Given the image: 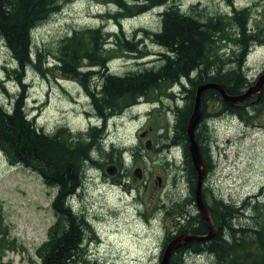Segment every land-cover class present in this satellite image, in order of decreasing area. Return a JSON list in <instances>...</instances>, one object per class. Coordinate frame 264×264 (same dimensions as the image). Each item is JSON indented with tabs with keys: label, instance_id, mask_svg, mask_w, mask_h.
I'll return each mask as SVG.
<instances>
[{
	"label": "rangeland",
	"instance_id": "1",
	"mask_svg": "<svg viewBox=\"0 0 264 264\" xmlns=\"http://www.w3.org/2000/svg\"><path fill=\"white\" fill-rule=\"evenodd\" d=\"M192 6L203 9L207 15L230 14L233 8L249 9L251 16L248 27L254 30L259 23L256 17L262 19L260 12L264 4H261V0H231V5L224 0L180 1L183 12L191 10ZM109 9L113 11L109 12ZM114 11L115 8L108 0H75L64 5L60 12L32 30V52L33 56L37 55V63L27 67L22 75L14 73L16 64L0 37V82L5 90V93L0 90L2 104L9 106L16 95L23 94L30 118L38 128L47 133L66 127L72 134H86L91 130V125H98L100 121L97 119L100 116L89 98L87 83H80L78 79L63 74L55 65L60 43L74 30L89 27L107 31L111 44H115V34L123 33V37L127 36L134 41L140 35L141 48L136 54L126 55L119 49H114L110 43L106 45L109 69L121 75L132 69L139 72L157 66L158 55L162 52L150 37L151 32L159 28L161 10L124 19L121 24L109 19ZM235 27H230L229 34L235 33ZM233 49L235 47L231 42H221L225 58L230 57ZM82 65L86 68L89 66L86 63ZM246 65L250 70L246 69ZM244 67L248 80H252L264 68V43L262 47L255 45L252 48ZM98 69L101 72V68ZM95 82L98 81L93 80L91 83ZM172 88L174 97L178 98L176 96L179 93L181 99L179 87ZM146 103L154 106L150 107ZM176 106L181 108L184 102H176L164 92L156 97L151 93L115 114L106 124L105 121L102 122L105 124L104 129L107 128L103 132L106 135L103 146L106 149L115 146L120 152V161L117 162L122 166L123 172L117 180L124 186L119 183L108 187L97 178L96 167V170L87 169L83 186L71 202L75 211H83L85 207L92 205L89 223L95 230L88 232L86 241L96 243L95 232L100 237L107 236L116 242L109 254L105 252L106 255L103 256L106 247L98 250L101 260L98 264H158L165 230L171 227L169 216L164 217V203L170 208L175 204L173 202L170 205V199L184 200L187 196L185 182L180 179L178 170L166 164L163 151L159 153L154 149H162L165 144L168 122L173 120L172 114ZM253 106L249 110L255 112ZM206 112L208 113L207 109ZM254 112L248 122H242L232 115L231 119L223 120L217 127L214 139L211 135L208 150L213 154L216 173L210 177V183L212 191L221 196L225 203L243 202L244 199L261 194L264 187V111ZM148 144L150 148L147 150ZM121 146L127 148V156H133L134 152L138 155L136 154L135 159L128 157L123 162ZM94 157L96 161L110 158L97 153ZM132 164L146 171V183L134 180L136 178L133 171H128ZM158 177L164 179L165 186L162 188L158 186ZM174 177L176 180H173ZM139 193L141 198L138 197ZM55 195L56 189L46 187L36 172L20 166H10L0 152V264H40L36 250L46 241L48 229L56 221V215L50 206ZM133 197L137 199L134 200ZM146 207L148 211L145 212V217L153 212L154 220L138 216L136 208L144 211ZM112 209L117 211L113 213ZM94 212L100 214L95 218ZM240 218V224L246 225L244 218ZM93 220L100 224H95ZM93 250L94 245L87 248V253ZM181 264L214 263L207 255L191 254L184 256Z\"/></svg>",
	"mask_w": 264,
	"mask_h": 264
},
{
	"label": "trees",
	"instance_id": "2",
	"mask_svg": "<svg viewBox=\"0 0 264 264\" xmlns=\"http://www.w3.org/2000/svg\"><path fill=\"white\" fill-rule=\"evenodd\" d=\"M73 1L75 0H0V37L16 64L14 73L22 75L27 67L37 63V55L33 56L32 52V30ZM108 1L115 8V13L109 19L117 24L152 10H161L159 28L151 32L150 37L162 52L158 55V65L153 68L139 72L132 69L123 75L112 76L109 73L102 75L109 63L106 45L110 43V46L126 55L136 54L141 48L139 37L134 41L127 36L123 37V33L112 34L116 39L113 41L115 44H111L107 31L89 27L74 30L60 43L58 61L55 64L57 69L78 79L80 83H87L93 108L102 119L119 113L151 93L156 97L164 92L176 102L182 101L179 93L176 96L178 98L174 97L172 87L178 86L180 90L188 83V103L181 108L176 106L171 126L166 130L165 138L168 141L165 142L174 144L177 143L179 133L186 134V125L199 87L215 83L227 95L236 96L254 85L262 72L248 80L244 65L253 46L264 43V39H261L264 36V6L260 12L262 19L256 17L258 26L250 30V10L245 8H233L230 14L225 15H207L197 6L183 12L181 0ZM224 1L231 5V0ZM261 4H264V0H261ZM112 11L109 9V12ZM232 25L236 26L235 33L229 34ZM224 41L231 42L235 47L231 58L222 55L221 42ZM82 63L89 66L86 68ZM98 68H101V72ZM93 80L98 83H91ZM0 90L5 93L1 82ZM208 90L210 89L202 92L200 99L207 100ZM253 105L254 113L264 111V91L262 100L254 101ZM231 111L242 118L243 122H248L253 113L249 107L231 108ZM203 117H206L204 111ZM173 122L175 125H172ZM103 131L104 123L101 129L91 128L86 134H72L66 127L47 133L38 128L30 118L23 94L16 95L9 106L2 104L0 98V152L10 166H20L36 172L46 187L56 189V195L50 204L56 221L48 229L50 240H46L37 251L41 264H90L86 239L93 228L85 210L84 213L72 210L69 198L76 196V192L82 188L85 171L97 167L98 162L94 157L96 153L117 159L120 157V152L114 146L108 149L103 146ZM200 134L203 141L201 149L208 158L211 132L207 121L202 124ZM198 137L196 134V142ZM136 154L133 153V159ZM189 163V167L195 172L192 162ZM263 189L264 187L261 194L245 199L241 209H235L231 203L217 201L221 209L216 216L210 217L219 226V234L216 229V236L208 241L193 243L190 248H179L170 257L169 264H181L183 253L207 255L214 264H264ZM176 206L175 202L174 208ZM180 214H185L184 208L180 210ZM240 217L244 218L246 225L240 224ZM181 220L184 222L183 230L192 225L185 223L182 217ZM80 223L83 225V233H80ZM194 230L198 231L199 228L192 229L191 232L200 234Z\"/></svg>",
	"mask_w": 264,
	"mask_h": 264
},
{
	"label": "flooded vegetation",
	"instance_id": "3",
	"mask_svg": "<svg viewBox=\"0 0 264 264\" xmlns=\"http://www.w3.org/2000/svg\"><path fill=\"white\" fill-rule=\"evenodd\" d=\"M106 70H107L106 71L107 73H109L112 76H115V74L109 72V67H107ZM261 71L260 72L262 74L264 72V68ZM186 84L187 85L182 86V89H180V92H182L181 97H183L181 99L184 102V104L188 103L187 91L189 90V84L188 83H186ZM210 90H208L209 93L207 94L208 95L206 98L207 100H205L204 98L200 99V109L202 111V116H201V119H200L198 125L195 128L194 139L196 138V134H198L199 137L197 138L198 139L197 144H198V147L200 150V154H201V158H202V162H203V167L205 170V176H204L203 184H202V198H203V201L205 203L206 208L209 211L210 216L213 217V216H216L217 211H219L221 209L220 206L218 205V203H216V202L217 201L224 202V201L222 200L221 196L216 195L214 193V191H212L213 187L211 186V183H210L211 182L210 177L216 173V165L214 163V158L212 157V155H213L212 152L210 153V150H208L209 155L207 158V156H204L205 153L201 149L202 148L201 147L202 142H203L201 140V134H200L202 124L207 121V126L209 127V132H211V135H213V139H214V132L216 131L217 127L221 124V122L223 120H228V119L232 118V114H234V113L231 111V108L236 109V108H242V107L243 108L250 107L253 105L254 101L259 102L262 100L264 85L262 86L261 94L255 98H253L254 100L250 99L249 101H247L245 103L235 104V105H229V104L225 103L223 101L221 95L216 90H214V89H210ZM127 108H129V107H127ZM127 108H125V109H127ZM206 109L208 110V113L206 112ZM203 111L206 113V117H203ZM115 114H118V113L111 114V115L107 116L105 119L103 118L104 120L99 115L100 116L99 119L102 122L105 121V124H106V122H108ZM234 115L236 116L237 119H239L240 121L243 122L242 118H239L236 114H234ZM105 124H104V126H105ZM173 125H175L174 122H173ZM173 132H174V130H173ZM165 137H164V139H166ZM176 139H177V143L167 144V142H165L162 149H157V147L154 148L159 153H161L162 151L163 152L165 151L168 153L172 147H178L179 148V150L181 152V161H182L181 162L182 165H181L180 179L184 180L185 185H186V192H187V196L184 200L170 199V201L168 202L170 205H172L173 202H176L177 206L175 208H174L175 204L172 205L170 208H167L165 206L167 203L166 202L164 203V206H163V209H164L163 213L165 212L164 217L169 216V219L171 220V227L165 230L164 237H163L162 242H161V249H160L161 251L164 249V246L169 242V240H172V239L179 237L183 234L189 233V234L196 235V236L197 235L205 236L208 233V228H207L206 222L202 218V215L198 212L196 204H195V189H196V184H197V173H196V171L194 172L192 170L191 166L189 167V165H190L189 162L190 161L192 162V160H191L190 152H189L188 139L186 137V134L182 135L181 133H179L177 135ZM166 141H168V138L166 139ZM151 148H152V146H151ZM164 160H165V158H164ZM97 162H98V165L96 167V169L98 171V177L97 178H99V181L102 184H105L108 187H112V184L120 183L121 186H124L121 184V182H119L117 180V178L122 174L123 171H122V166L117 162L116 159H114L113 157H110L109 159H105L103 161L98 160ZM165 162H166V164H169L170 166H173L174 168H176L174 164H172V163L170 164V162H168L166 160H165ZM193 168H194V166H193ZM131 170L133 171V176H134L135 170H140L141 178L140 179L136 178L134 180L135 181L141 180L142 182L146 183V180H147L146 171L142 167L139 168L135 164H132V166L130 167V170L128 169V171H131ZM112 176H114V177H112ZM125 177H128V175ZM125 177H123V179ZM159 178H160V182L158 181V186L160 188H162L165 186L164 179L161 177H159ZM173 180H176V178L174 177ZM182 180H180V181L182 182ZM138 197L141 198L140 196H138ZM228 203L233 204L235 209H237V208L241 209L242 202H239V201L229 202V201H227V203L224 202L223 204H228ZM183 208L185 210V214H183L184 216L182 214H180V210ZM136 209H137L139 217H145V212L148 211L147 207L144 211H143V209H139V208H136ZM153 215H151V216L153 217ZM148 216H150V214H148ZM185 216H186V218H185ZM181 217L183 219H185V223L192 224L186 230H183V228H182V226H183L182 223H184V222H181L182 221ZM63 220H65V219H63ZM212 223H213L214 229H215L214 236H216V232L218 231L217 234H219L220 228L214 220L212 221ZM196 228H199L198 231L200 232V234H196V233L191 232L192 229H196ZM79 229H80V233H83V225H81V223L79 224ZM84 229H85V227H84ZM216 229H217V231H216ZM194 231L198 232L196 230H194ZM50 237L51 236L48 237V235H47L46 240H48V239L50 240ZM193 243H197V242H193ZM193 243H189V244H187L181 248H184V247L190 248V246ZM41 245L39 246V248L41 247ZM38 249L36 250V255H37ZM191 254L192 253H183V256L191 255ZM40 264H41V260H40Z\"/></svg>",
	"mask_w": 264,
	"mask_h": 264
},
{
	"label": "water",
	"instance_id": "4",
	"mask_svg": "<svg viewBox=\"0 0 264 264\" xmlns=\"http://www.w3.org/2000/svg\"><path fill=\"white\" fill-rule=\"evenodd\" d=\"M263 85H264V73L261 76H259V78L254 83V85L250 86L246 91H244L240 95L229 96L224 92V90L218 84L202 85L196 91L193 109H192L191 115L186 125V135H187V139L189 142V152H190L191 160L195 168V171L197 173V184H196V189H195V204H196L198 212L202 215V218L206 222L208 233L205 236H196V235H192L188 233V234H183L179 237H176L170 240L165 245L164 249L162 250L160 257L158 259V264H169L170 257L179 248L189 243H193V242L208 241L215 234V229L212 223V219L210 217L209 211L206 208L205 203L202 198V184H203V179L205 176V170L203 167L202 158H201L198 144L194 139L195 128L198 125L201 119V116H202V111L200 109V96L202 92L207 89H214L221 95L225 103L229 105H235V104L245 103L249 101L250 99H252L253 97L259 96L261 94V88ZM149 148H150V145L148 144L146 146V149L148 150ZM134 177L139 178V179L141 178L140 170L134 171ZM157 181L160 182L159 177L157 178Z\"/></svg>",
	"mask_w": 264,
	"mask_h": 264
},
{
	"label": "clouds",
	"instance_id": "5",
	"mask_svg": "<svg viewBox=\"0 0 264 264\" xmlns=\"http://www.w3.org/2000/svg\"><path fill=\"white\" fill-rule=\"evenodd\" d=\"M78 197H80V196L78 195ZM74 198H75V196H72L70 199H71V200H74ZM84 210H85V208H84ZM84 210H83V211H80V212L84 213ZM85 211H86L85 213H87V211H90V209H89V208H86ZM91 225H92V224H91ZM88 241H89V240H88ZM88 241H87V243H86L87 248L90 247V246H92V244H93L92 242H88ZM90 257H94V256H93V252L88 253V258H87V259H88L89 261L92 260Z\"/></svg>",
	"mask_w": 264,
	"mask_h": 264
},
{
	"label": "bare ground",
	"instance_id": "6",
	"mask_svg": "<svg viewBox=\"0 0 264 264\" xmlns=\"http://www.w3.org/2000/svg\"><path fill=\"white\" fill-rule=\"evenodd\" d=\"M53 63V62H52ZM53 65V64H52ZM98 83V82H97Z\"/></svg>",
	"mask_w": 264,
	"mask_h": 264
}]
</instances>
